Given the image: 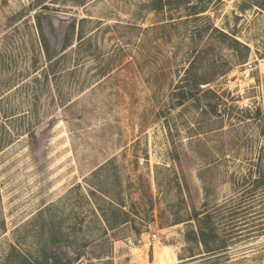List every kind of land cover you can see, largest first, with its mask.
<instances>
[{
    "label": "rangeland",
    "instance_id": "1",
    "mask_svg": "<svg viewBox=\"0 0 264 264\" xmlns=\"http://www.w3.org/2000/svg\"><path fill=\"white\" fill-rule=\"evenodd\" d=\"M256 172L264 0H0V264H264Z\"/></svg>",
    "mask_w": 264,
    "mask_h": 264
},
{
    "label": "trees",
    "instance_id": "2",
    "mask_svg": "<svg viewBox=\"0 0 264 264\" xmlns=\"http://www.w3.org/2000/svg\"><path fill=\"white\" fill-rule=\"evenodd\" d=\"M236 41V40H235ZM237 42V41H236ZM186 99V95L184 92H181L180 96H179V101L182 103L183 100ZM258 174V172H256ZM259 176L257 178L254 179V187L252 189V191L257 190L258 187H260L261 185L264 186V175L260 176V173L258 174ZM254 193V192H253ZM254 195V194H251ZM254 197V196H253ZM254 199V198H253ZM254 203V200L252 201ZM212 217V215L206 213L203 214L202 216L196 215L195 218L198 219V221H203V220H209ZM197 236L199 238V240L207 247V245H209V238L211 234L215 235V229L214 227H210V228H206L204 226H201L199 223V227L197 228ZM214 241V240H213ZM215 249H208V252H212Z\"/></svg>",
    "mask_w": 264,
    "mask_h": 264
},
{
    "label": "built area",
    "instance_id": "3",
    "mask_svg": "<svg viewBox=\"0 0 264 264\" xmlns=\"http://www.w3.org/2000/svg\"><path fill=\"white\" fill-rule=\"evenodd\" d=\"M152 240L154 241V236L152 237Z\"/></svg>",
    "mask_w": 264,
    "mask_h": 264
}]
</instances>
